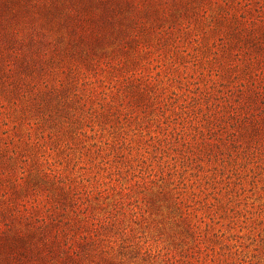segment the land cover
Returning <instances> with one entry per match:
<instances>
[{
  "label": "rangeland",
  "instance_id": "1",
  "mask_svg": "<svg viewBox=\"0 0 264 264\" xmlns=\"http://www.w3.org/2000/svg\"><path fill=\"white\" fill-rule=\"evenodd\" d=\"M93 124L147 132L153 161L172 162L163 187L90 196L72 174L77 153L100 156ZM113 151L118 183L135 179ZM261 193L264 0H0V264H117L112 209L141 195L175 253L143 264H264Z\"/></svg>",
  "mask_w": 264,
  "mask_h": 264
},
{
  "label": "clouds",
  "instance_id": "2",
  "mask_svg": "<svg viewBox=\"0 0 264 264\" xmlns=\"http://www.w3.org/2000/svg\"><path fill=\"white\" fill-rule=\"evenodd\" d=\"M84 132L87 136L94 137V139L85 140L86 148H90L92 144H95L96 148L92 149V151L96 152L99 150L100 156L94 160H89L83 153H77L79 158L73 159L75 171L72 174V178L76 179L77 182L84 180L90 196L99 192L102 196L111 197V189L113 187L117 191H122L127 194L129 189L135 184L147 187L150 191H155L152 184L153 181L157 182V187H163L162 181L168 178V172L172 167V162L170 157L167 156L162 157L159 160V164L153 161L150 155L152 151L151 147L147 144L139 143L141 136L145 140L148 139L147 132L141 131L137 133L135 129L129 130L126 128L124 133H121L122 139H117L111 134L110 129L105 128L102 130L96 124H93L92 128H85ZM153 135L157 136L158 134L153 131ZM121 145H124V148H121ZM113 148L119 150L132 163V168L134 169L133 174L136 178L132 179V174H130L128 176V183H118L119 176L117 175V169L123 173L125 168L115 163L114 157L116 152L113 151ZM141 162H144L143 168L141 167ZM41 163H43V160ZM48 163L51 165L52 161L49 160ZM178 168L179 166L177 165ZM44 171L50 177L64 175L63 168L60 165H53L51 168L45 167ZM257 191L259 192V186ZM261 195L264 196V193H261ZM134 200V203L129 200H123L124 206L121 209L119 207L121 198H116L117 206L112 209V212L120 213L116 217L119 234L106 238L103 244L104 251L109 255V258H114L117 264H120L121 261L123 264H143V258L146 255L152 258H170L175 255L171 249L166 247L164 237L158 233L161 225L155 222L158 220L156 214L150 213L147 210L145 197L141 195L134 197ZM261 202L256 197H252L247 202L248 210H255ZM164 214L166 215V211ZM109 220L110 213L97 212L95 220L97 225L107 223ZM209 222L205 221V223ZM222 224L223 222L218 223L216 225L217 229L225 235H228L227 230ZM237 233H239L240 237H246L247 228L241 229L234 226L231 234L235 236ZM231 243L236 245L233 251H237L240 244L236 240H232ZM121 244L124 245L126 252L138 251L139 255L132 259L129 258L128 254L118 256L117 251Z\"/></svg>",
  "mask_w": 264,
  "mask_h": 264
},
{
  "label": "trees",
  "instance_id": "3",
  "mask_svg": "<svg viewBox=\"0 0 264 264\" xmlns=\"http://www.w3.org/2000/svg\"><path fill=\"white\" fill-rule=\"evenodd\" d=\"M64 224H66V223H64ZM41 226H44V223ZM78 237H79L80 240H85V236H83V235H79ZM69 239H72V238H69Z\"/></svg>",
  "mask_w": 264,
  "mask_h": 264
}]
</instances>
